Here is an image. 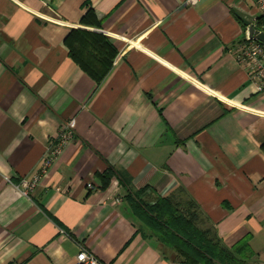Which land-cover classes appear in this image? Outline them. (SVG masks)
I'll return each mask as SVG.
<instances>
[{"label": "crops", "instance_id": "crops-1", "mask_svg": "<svg viewBox=\"0 0 264 264\" xmlns=\"http://www.w3.org/2000/svg\"><path fill=\"white\" fill-rule=\"evenodd\" d=\"M259 15L256 0H0V264H75L83 248L100 264H182L134 217L136 191L174 197L264 264V91L236 57L240 17ZM73 29L117 47L101 83L70 57ZM68 120L73 139L24 194Z\"/></svg>", "mask_w": 264, "mask_h": 264}, {"label": "trees", "instance_id": "trees-1", "mask_svg": "<svg viewBox=\"0 0 264 264\" xmlns=\"http://www.w3.org/2000/svg\"><path fill=\"white\" fill-rule=\"evenodd\" d=\"M94 11L89 8L82 22H89ZM257 29L264 32V17L254 20ZM65 43L70 57L97 83H101L112 68L118 53L117 47L108 37L91 31L73 29ZM113 169L100 174L102 188H106L113 177ZM126 200L135 218L148 229L150 237L157 239L164 258L182 264H246V254L240 244L234 249L225 247L214 238L210 230L197 224L195 211L183 210L174 197H161L154 203H146L140 191L127 194Z\"/></svg>", "mask_w": 264, "mask_h": 264}, {"label": "built area", "instance_id": "built-area-1", "mask_svg": "<svg viewBox=\"0 0 264 264\" xmlns=\"http://www.w3.org/2000/svg\"><path fill=\"white\" fill-rule=\"evenodd\" d=\"M200 1L188 0L192 4H197ZM256 6L260 16L264 17V0H256ZM236 57L240 63L247 67L250 80L256 84L257 90L260 92L264 91V45L255 40L248 39L237 47ZM73 137V121L68 120L63 124L58 137L53 140L51 146L48 148L40 170L30 180L23 181L24 194H28L30 190L47 176L50 168ZM87 187L94 189L95 185L89 182ZM75 264H100V261L93 253L83 248L78 253Z\"/></svg>", "mask_w": 264, "mask_h": 264}, {"label": "water", "instance_id": "water-1", "mask_svg": "<svg viewBox=\"0 0 264 264\" xmlns=\"http://www.w3.org/2000/svg\"><path fill=\"white\" fill-rule=\"evenodd\" d=\"M242 23L248 27L249 39L255 40L264 45V32L256 28V26L251 23L249 20L240 17Z\"/></svg>", "mask_w": 264, "mask_h": 264}]
</instances>
